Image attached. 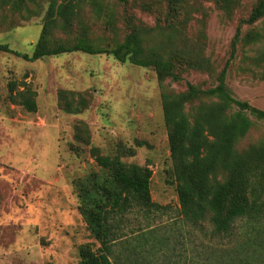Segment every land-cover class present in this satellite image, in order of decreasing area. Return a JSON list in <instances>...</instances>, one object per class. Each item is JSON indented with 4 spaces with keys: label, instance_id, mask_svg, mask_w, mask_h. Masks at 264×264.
I'll list each match as a JSON object with an SVG mask.
<instances>
[{
    "label": "rangeland",
    "instance_id": "obj_1",
    "mask_svg": "<svg viewBox=\"0 0 264 264\" xmlns=\"http://www.w3.org/2000/svg\"><path fill=\"white\" fill-rule=\"evenodd\" d=\"M235 1L227 14L214 0H187L174 25L167 19V0H128L125 6L102 0L100 9L88 3L81 10L78 22L98 42L115 36L122 41L132 19L146 41L206 64L201 71L182 70L181 83L161 84L152 68L105 55L75 53L29 63L0 53V264H77L83 246L97 250L76 186L100 172L92 148L113 156L119 146L134 152L123 158L126 164L152 171L151 197L161 208L130 210L114 220L113 264H264V219L241 220L218 234L209 221L192 225L182 217L162 107V93H185L188 83L216 87L229 62L226 84L234 98L264 110V81L255 77L252 61L264 48V18L247 23L261 0ZM47 10V0L19 13L0 5V44L31 55ZM65 32L53 34L72 37ZM256 34L263 36L260 43L247 45ZM12 82L17 91L26 83L36 92V113L10 101ZM70 103L85 108L71 114L64 110ZM252 120L254 127L237 144L240 152L264 142V123Z\"/></svg>",
    "mask_w": 264,
    "mask_h": 264
},
{
    "label": "trees",
    "instance_id": "obj_2",
    "mask_svg": "<svg viewBox=\"0 0 264 264\" xmlns=\"http://www.w3.org/2000/svg\"><path fill=\"white\" fill-rule=\"evenodd\" d=\"M116 1L124 6L128 4V0ZM167 1V19L174 25L187 0ZM35 2L0 0V5L19 13ZM100 2L102 0H47L43 29L33 53L23 54L6 44H0V53L14 55L29 63L75 53L105 55L121 64L152 68L161 84L168 80L181 83L182 70L201 71L207 67L193 56L189 55L188 59H183L184 55L175 57L164 47L146 41L142 28L134 25L132 19L127 24L129 32L122 41L117 40V36L114 40L100 42L93 39L89 29L78 19L87 5L100 9ZM214 2L227 14L232 13L236 4L235 0ZM262 18L263 0L258 2L247 23L253 25ZM75 21L78 27L72 31ZM58 29L67 31V36L72 37L56 39L53 33ZM238 37L239 33L233 42V54ZM262 39L263 36L258 34L249 35L247 45L260 43ZM252 61L255 77L264 81V48ZM229 64L219 74L218 85L214 88L203 90L188 83L185 93H162L171 176L176 183L182 217L192 225L209 221L218 234L231 232L241 220L258 222L264 219V142L242 152L237 150L238 142L254 127L252 118L264 123V110L234 98L226 84ZM258 67L261 68L259 74ZM22 88L17 91L16 83H10V101L27 113H36V92L26 83ZM83 108L81 103H70L64 110L78 114ZM83 142L90 145L87 140ZM91 155L100 172L78 183L76 189L80 214L100 247L93 250L89 245L83 246L77 264H113L110 255L111 245L116 241L114 220L118 217L120 222L130 210L150 211L161 207L152 201V171L123 161L124 157L134 156L131 149L119 146L116 153L109 156L102 155L94 147Z\"/></svg>",
    "mask_w": 264,
    "mask_h": 264
}]
</instances>
